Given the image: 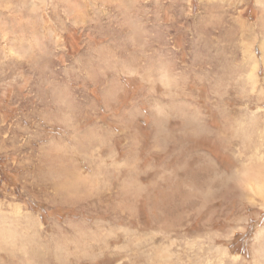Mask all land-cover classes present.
Segmentation results:
<instances>
[{"label":"rangeland","instance_id":"1","mask_svg":"<svg viewBox=\"0 0 264 264\" xmlns=\"http://www.w3.org/2000/svg\"><path fill=\"white\" fill-rule=\"evenodd\" d=\"M0 264H264V0H0Z\"/></svg>","mask_w":264,"mask_h":264}]
</instances>
